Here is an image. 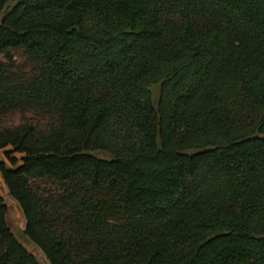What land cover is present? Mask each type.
<instances>
[{
	"label": "trees",
	"instance_id": "16d2710c",
	"mask_svg": "<svg viewBox=\"0 0 264 264\" xmlns=\"http://www.w3.org/2000/svg\"><path fill=\"white\" fill-rule=\"evenodd\" d=\"M0 151L48 264H264V0H0Z\"/></svg>",
	"mask_w": 264,
	"mask_h": 264
},
{
	"label": "rangeland",
	"instance_id": "374dc122",
	"mask_svg": "<svg viewBox=\"0 0 264 264\" xmlns=\"http://www.w3.org/2000/svg\"><path fill=\"white\" fill-rule=\"evenodd\" d=\"M15 60L19 65H22L25 61V57L22 54H15ZM27 118H33V116L31 114H27L26 115ZM20 115L19 114H15L10 118V122H12L13 124H16L19 122L20 120ZM38 120V119H37ZM15 157H17L18 159H21V155L16 154ZM2 161H5L6 163H8L4 157L3 151H0V163ZM0 191H1V195L5 200V203L8 207V215H7V222L8 225L11 229V231L13 232L14 236L16 237V239L23 245L26 247V249L33 254L38 261L41 264H48V262L46 261L44 255L41 253V251L34 245L32 244L29 239L26 237L25 235V219L23 217V214L19 208V206L17 205V203L10 198L9 194H8V190L7 187L5 186L3 179L1 177L0 174Z\"/></svg>",
	"mask_w": 264,
	"mask_h": 264
},
{
	"label": "water",
	"instance_id": "95a60500",
	"mask_svg": "<svg viewBox=\"0 0 264 264\" xmlns=\"http://www.w3.org/2000/svg\"><path fill=\"white\" fill-rule=\"evenodd\" d=\"M155 109H158V105L157 104L155 105Z\"/></svg>",
	"mask_w": 264,
	"mask_h": 264
}]
</instances>
